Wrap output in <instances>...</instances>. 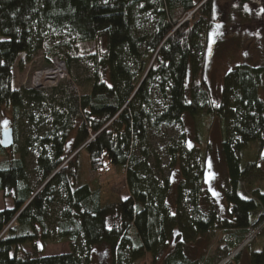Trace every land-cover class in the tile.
Returning <instances> with one entry per match:
<instances>
[{"label": "trees", "instance_id": "obj_1", "mask_svg": "<svg viewBox=\"0 0 264 264\" xmlns=\"http://www.w3.org/2000/svg\"><path fill=\"white\" fill-rule=\"evenodd\" d=\"M214 2L0 0V193L13 203L0 211V264H92L91 253L102 248L110 264L148 256L161 264H217L209 254L216 231L228 237L227 259L240 249L229 264H240L241 247L264 222V190L251 182L263 172L264 66L234 68L213 95ZM48 36L59 39L58 52L102 39L105 49L60 57L46 47ZM144 48L152 63L140 80ZM40 50L48 67L54 58L63 62L68 77L48 91L15 89L21 56L31 61ZM80 62L89 66L83 85L70 77ZM4 109L12 114L10 149L2 146ZM204 117L222 129L225 216L205 185L211 144L197 134L201 148H191L185 135L188 121ZM175 128L183 134L167 155L180 170L177 185L162 177L151 144ZM108 167L125 175L129 197L103 206L99 177ZM38 242L72 250L38 255ZM248 264H264V250L251 252Z\"/></svg>", "mask_w": 264, "mask_h": 264}, {"label": "rangeland", "instance_id": "obj_2", "mask_svg": "<svg viewBox=\"0 0 264 264\" xmlns=\"http://www.w3.org/2000/svg\"><path fill=\"white\" fill-rule=\"evenodd\" d=\"M199 1V0H198ZM207 1V0H205ZM204 4V3H203ZM214 9L216 14V22L211 32V50L208 56L207 76L211 85L212 93L218 96L221 91L224 77L234 68L243 65L264 66V0H215ZM60 41L57 37H45V45L49 49H53L60 57L65 53L73 55V57H81L88 54H94L105 49V41L102 39L99 43L77 45L73 53L69 50L58 52L55 46L59 45ZM64 53V54H63ZM45 56L40 50L31 61H27L25 55H22L16 65L14 71V88L21 89L23 87L33 88L37 90H50L58 85V82L63 81L68 77L67 71L58 68V74L51 79H43L48 81L42 86L38 83L40 74L48 73L49 71H57L54 65L48 67L45 63ZM142 62L140 64L139 78L144 79L147 68L151 65L152 54L144 49L141 52ZM54 63L59 61L57 58L52 59ZM52 63V62H51ZM59 63H63L59 61ZM61 75V76H60ZM74 75V76H73ZM73 75L79 85L86 83L89 77V66L84 62H80L74 67ZM58 79V80H57ZM187 130L185 131L188 138V145L191 148H201L197 142V134L211 144V151L206 158V181L207 190L217 199L222 216H225L226 205L222 195L225 185L226 171L222 161L220 144L222 141V129L219 121L210 120L204 117L197 122L188 121ZM3 127L11 128L12 114L8 109L3 111ZM182 131L179 129H169L162 132L159 137L152 136L151 144L155 155L159 156L163 163L162 177L169 179L173 185H177L180 180L179 168H170V158L167 155V147L171 145L172 140L177 142ZM22 135V134H21ZM73 137L68 145V151L71 152ZM247 153H251V149H247ZM4 160H0V164ZM260 166L263 172L256 179L252 178L251 182L261 191L264 190V151L260 161ZM30 175L33 183L37 186L40 179L35 175V158L29 160ZM101 187L102 204L103 206L119 204L129 197V191L126 183L125 175L114 168L108 167L99 177ZM245 189L248 191V185ZM13 206L12 200L4 197L0 193V211L11 209ZM228 237L221 231H216L212 236V242L209 248V254L220 260L217 264H229V261L239 252L228 256L225 240ZM37 254L43 256L62 255L71 252V244L65 243H49L44 246L41 242L36 244ZM245 248L240 264H248L249 254L251 252H261L264 250V222L260 224L252 237H250L241 247ZM26 254L35 255L32 248L24 250ZM92 264H110L109 255L105 248L94 250L91 253ZM135 264H161V261L153 263L151 257H147Z\"/></svg>", "mask_w": 264, "mask_h": 264}, {"label": "water", "instance_id": "obj_3", "mask_svg": "<svg viewBox=\"0 0 264 264\" xmlns=\"http://www.w3.org/2000/svg\"><path fill=\"white\" fill-rule=\"evenodd\" d=\"M14 144L12 128H6L2 132V146L4 149H10ZM223 263V262H222Z\"/></svg>", "mask_w": 264, "mask_h": 264}, {"label": "bare ground", "instance_id": "obj_4", "mask_svg": "<svg viewBox=\"0 0 264 264\" xmlns=\"http://www.w3.org/2000/svg\"><path fill=\"white\" fill-rule=\"evenodd\" d=\"M58 74V70L55 71V72H49V73H44V74H40L38 76V83L42 86L44 83L48 82V81H51V80H55V79H51L53 78V76H56ZM43 79H51V80H48V81H44ZM225 262L221 263V264H224Z\"/></svg>", "mask_w": 264, "mask_h": 264}, {"label": "built area", "instance_id": "obj_5", "mask_svg": "<svg viewBox=\"0 0 264 264\" xmlns=\"http://www.w3.org/2000/svg\"><path fill=\"white\" fill-rule=\"evenodd\" d=\"M52 63L51 64H53L54 65V69H56V70H58V68H60L61 69V75H63V73H62V70H66V67H65V64L64 63H59V61H57V62H53V61H51ZM53 67V66H52ZM49 72H55V70L53 71H49ZM48 72V73H49ZM60 75V76H61ZM58 80V79H57Z\"/></svg>", "mask_w": 264, "mask_h": 264}, {"label": "snow or ice", "instance_id": "obj_6", "mask_svg": "<svg viewBox=\"0 0 264 264\" xmlns=\"http://www.w3.org/2000/svg\"><path fill=\"white\" fill-rule=\"evenodd\" d=\"M109 87H111V85H109Z\"/></svg>", "mask_w": 264, "mask_h": 264}]
</instances>
